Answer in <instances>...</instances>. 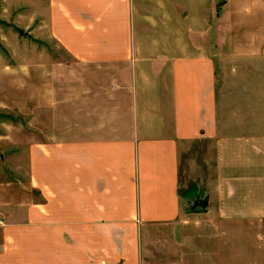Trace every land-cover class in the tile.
Segmentation results:
<instances>
[{
    "label": "crops",
    "instance_id": "1",
    "mask_svg": "<svg viewBox=\"0 0 264 264\" xmlns=\"http://www.w3.org/2000/svg\"><path fill=\"white\" fill-rule=\"evenodd\" d=\"M48 4L62 55L27 63L28 187L0 195V264H162L164 245L174 264H235L217 242L264 222V0ZM200 142L214 161L191 186ZM193 216L223 230L191 253Z\"/></svg>",
    "mask_w": 264,
    "mask_h": 264
},
{
    "label": "rangeland",
    "instance_id": "2",
    "mask_svg": "<svg viewBox=\"0 0 264 264\" xmlns=\"http://www.w3.org/2000/svg\"><path fill=\"white\" fill-rule=\"evenodd\" d=\"M43 9L49 14L48 0H0V112H11L17 117L16 120L0 117L1 196L8 193L10 188L24 193L25 188L28 187V172L25 168L27 146L24 142V111L27 102L25 100L24 74L28 67L27 63H33L30 60L39 59L41 51H45L49 53V70L55 71L59 67L57 64L58 55H62V52L58 51L59 48L50 40L47 27H44L45 30L40 29V26L44 25L43 19L46 18V14L42 13ZM37 64L39 62L34 65L37 66ZM61 64L63 65L62 62ZM3 104L9 105V107L3 108ZM213 155V144L200 142L184 156L182 167L186 170L191 165V175L194 178L189 185L194 186L195 182L199 181L196 179H199L200 176L193 173L196 165H206L208 162L212 166ZM229 225V227L226 226V230H232L233 226L231 225L234 224ZM182 226L179 223L176 227L169 229L168 233L171 231L180 233L184 228ZM218 226L209 218L201 219L193 216L185 225V235L182 240L184 243L179 241L181 244L177 242L176 245H183L188 252L193 253L197 250L196 243L198 246L201 242H213L218 237L220 238L218 233L223 229ZM234 227V230H240V232L231 234V239L222 235L220 243H223L224 246L220 247V243L217 242L218 247L224 252V256L234 251L235 254H238L235 257V264H264V222H243ZM155 241V239L150 240L151 247L155 246ZM169 242L171 243L172 239ZM162 248H158L159 251H156L155 261L160 258L162 264H174L175 261L183 258L180 251L178 254L176 252L169 253L173 250L172 248L165 245ZM215 251L214 249L213 252L215 253ZM212 261L216 262V259ZM194 262L200 264L201 260L194 259Z\"/></svg>",
    "mask_w": 264,
    "mask_h": 264
},
{
    "label": "water",
    "instance_id": "3",
    "mask_svg": "<svg viewBox=\"0 0 264 264\" xmlns=\"http://www.w3.org/2000/svg\"><path fill=\"white\" fill-rule=\"evenodd\" d=\"M196 211L200 212L201 210H200V208H199V209H197Z\"/></svg>",
    "mask_w": 264,
    "mask_h": 264
},
{
    "label": "built area",
    "instance_id": "4",
    "mask_svg": "<svg viewBox=\"0 0 264 264\" xmlns=\"http://www.w3.org/2000/svg\"><path fill=\"white\" fill-rule=\"evenodd\" d=\"M0 222H1V218H0Z\"/></svg>",
    "mask_w": 264,
    "mask_h": 264
}]
</instances>
